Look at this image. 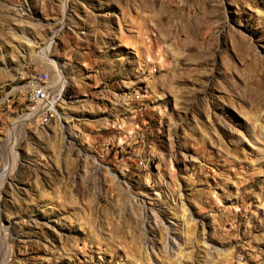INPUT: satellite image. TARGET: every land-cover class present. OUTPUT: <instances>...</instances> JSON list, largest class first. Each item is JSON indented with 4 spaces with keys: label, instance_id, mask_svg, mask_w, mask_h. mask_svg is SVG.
<instances>
[{
    "label": "rangeland",
    "instance_id": "1",
    "mask_svg": "<svg viewBox=\"0 0 264 264\" xmlns=\"http://www.w3.org/2000/svg\"><path fill=\"white\" fill-rule=\"evenodd\" d=\"M0 264H264V0H0Z\"/></svg>",
    "mask_w": 264,
    "mask_h": 264
},
{
    "label": "built area",
    "instance_id": "2",
    "mask_svg": "<svg viewBox=\"0 0 264 264\" xmlns=\"http://www.w3.org/2000/svg\"><path fill=\"white\" fill-rule=\"evenodd\" d=\"M27 85L33 86L34 90H38V99L31 111L33 114L40 115L43 118H51L57 113L55 99H64L63 95L56 96L54 86H51L48 81V74L45 71L34 73V77ZM71 99V98H70Z\"/></svg>",
    "mask_w": 264,
    "mask_h": 264
},
{
    "label": "bare ground",
    "instance_id": "3",
    "mask_svg": "<svg viewBox=\"0 0 264 264\" xmlns=\"http://www.w3.org/2000/svg\"><path fill=\"white\" fill-rule=\"evenodd\" d=\"M63 84H64V82H61V85L58 88V91H59L58 94H61V92L63 91ZM55 94H56V92H55ZM37 99H38V90H34L33 86H32V90H31L30 95H29V102L36 104ZM55 106H56V102H55ZM45 119H47V118H45Z\"/></svg>",
    "mask_w": 264,
    "mask_h": 264
}]
</instances>
